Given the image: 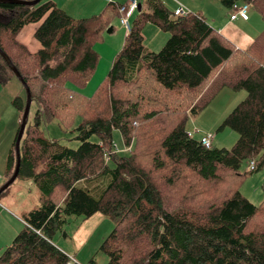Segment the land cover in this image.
Returning <instances> with one entry per match:
<instances>
[{
	"label": "trees",
	"instance_id": "16d2710c",
	"mask_svg": "<svg viewBox=\"0 0 264 264\" xmlns=\"http://www.w3.org/2000/svg\"><path fill=\"white\" fill-rule=\"evenodd\" d=\"M216 1L229 19L234 5L249 3L264 23V0ZM142 7L127 31L120 4L74 19L51 0L35 6L0 0V51L28 91L30 110L35 105L17 177L40 193L0 264H78L53 238L65 233L69 217L95 214L114 223L99 248L106 264H264V228L257 227L264 197L253 205L238 189L243 177L264 167V29L247 49H237L200 14L175 15L159 0ZM118 20L127 32L122 48L84 97L77 90L98 66L95 46ZM39 22L33 37L41 47L31 52L17 35ZM147 24L169 34L157 52L144 45ZM14 76L0 55V83ZM121 87L134 90V103L120 96ZM223 88L246 92L220 126L238 139L228 150L207 149L205 134L196 139L186 124ZM14 104L22 117L25 102L18 97ZM53 120L64 133L75 131L76 149L46 136L44 126ZM15 140L7 178L15 169ZM96 181L93 190L85 185Z\"/></svg>",
	"mask_w": 264,
	"mask_h": 264
},
{
	"label": "rangeland",
	"instance_id": "374dc122",
	"mask_svg": "<svg viewBox=\"0 0 264 264\" xmlns=\"http://www.w3.org/2000/svg\"><path fill=\"white\" fill-rule=\"evenodd\" d=\"M127 2L121 7L126 5ZM203 2L209 3H204L202 5L203 12H197V14L202 15L211 26L218 29L221 28L222 22H228L229 17H225L227 11L222 8L218 1L203 0ZM182 6L179 8L184 9L186 12H191L188 6L183 4ZM259 16L262 20L261 15ZM115 26L119 28L116 33L118 37L112 38L106 31L103 36L104 40L95 46V51L99 56L98 66L85 86L77 90L84 97H89L93 94L95 88L108 73L115 56L122 48L123 34L126 31L120 25L119 20L115 21ZM144 33L147 35V42L144 45L147 49H154L152 50L153 52L159 51L169 38V36H166L161 42V37L154 36L153 30L145 28ZM225 90L227 91H222L218 97H214V100L209 102L198 114L192 116L186 124L188 131L195 132L193 135L196 139H200L203 134H214L213 149H231L238 139L237 133L228 128L220 129V126L225 117L245 98L246 92ZM118 91L124 100L130 104L134 103L132 98L133 89L121 87ZM240 94V99H236L233 104L232 96L238 97ZM18 97L22 98L23 103L26 101L25 88L16 76L5 84L0 83V184H4L10 179V177L7 178L6 160L9 151L12 149L19 122H21L20 112L14 104L15 99ZM34 109L35 105H32L30 112L33 113ZM44 130L46 136L57 139L58 144L60 143L62 146L76 149L80 144L76 139L75 131L64 133L58 127L56 120L44 126ZM114 138L115 142L119 144L120 139L117 132L114 133ZM240 172L241 174L248 172V167L246 165L241 167ZM98 184V181L85 183L92 190ZM238 189L241 195L253 205H259L264 197V167L243 177ZM39 197L40 193L33 182L30 179L21 177H17L6 191L0 195V254L10 245L19 233V229H22L19 227L24 226L23 219L28 212L39 206ZM201 204L203 205V202ZM257 227L264 228V221H259ZM113 229L114 223L101 214L94 215L88 219L71 216L67 219V223L64 226L66 236H62L61 233L56 234L53 238V244L60 250L62 249L61 251L64 253H67L70 258L74 257L78 264H87L91 259H94L97 264H106L107 257L103 252H100L99 248Z\"/></svg>",
	"mask_w": 264,
	"mask_h": 264
},
{
	"label": "crops",
	"instance_id": "0c3cea01",
	"mask_svg": "<svg viewBox=\"0 0 264 264\" xmlns=\"http://www.w3.org/2000/svg\"><path fill=\"white\" fill-rule=\"evenodd\" d=\"M51 1L55 4V6H57L69 17H72L74 19H82L99 14L109 3L123 5L128 0H51ZM159 1L163 2L172 11H175L177 8L181 7L182 4L186 5L188 6L189 10L193 13L203 12L202 5L204 3H209V2H203V0H159ZM137 2L138 5H140L139 8L140 10L141 8H143L142 3L145 2V0H137ZM136 10L138 11V8ZM259 15L260 14L252 8L249 11L248 18L246 20L236 19L234 21H231L230 19H228V22L226 23L222 22L221 28H218L217 31H219L220 35H222L225 39H227L231 44H233L238 49H246L251 45L254 39L257 38V36L259 35L260 31L263 28V21L261 20ZM225 17H229L228 11L226 12ZM39 24L40 22L36 24L24 26L23 29L20 31V33L17 35L18 41L22 43L31 52H35L41 47L33 37V34L38 28ZM110 28L111 31L109 32V34L112 36V38L118 37L116 33L118 32L119 28L115 26V22L111 25ZM145 28L153 30L154 36L161 37V42L162 39L164 40L166 36H168V34L161 32L157 27H155L152 24H147L144 27V29ZM144 29L142 34H143V42L145 43L147 42V37H146L147 35L144 33ZM126 34L127 32L123 34V38ZM152 50L154 49H151V51ZM225 89L228 88L221 89L218 92V94L215 96V98L218 97V95H220L222 91H227ZM228 91H232V90L229 89ZM240 97L241 94L238 97L232 96L233 104L235 100L236 99L239 100ZM19 228H23V225L22 227ZM61 234L62 236H66V233H61ZM72 258L74 259V257Z\"/></svg>",
	"mask_w": 264,
	"mask_h": 264
},
{
	"label": "water",
	"instance_id": "95a60500",
	"mask_svg": "<svg viewBox=\"0 0 264 264\" xmlns=\"http://www.w3.org/2000/svg\"><path fill=\"white\" fill-rule=\"evenodd\" d=\"M41 0H34V1H30V2H24V1H20V0H11V2L16 3V4H20V5H28V6H35L37 5ZM138 10L140 8V5H138ZM110 29L107 30V32H110ZM0 55L5 59V61L7 62V65L9 66V68L11 69V71L14 73V75L16 76V78H18L20 80V76L18 74V72L16 71V69L14 68V66L10 63V61L7 59V57L5 56V54L0 51ZM26 91V101H25V108L21 117V124L18 130V134L16 136V140H15V157H16V164H15V169L13 171L12 176L10 177V179L8 181H6L4 184H2L0 186V193L3 192L4 190H6L9 185H11L15 179L18 176V171H19V164H20V142L22 139V135L24 133V129L27 123V119H28V115H29V111H30V105H31V98L30 95L28 93V91L25 89Z\"/></svg>",
	"mask_w": 264,
	"mask_h": 264
},
{
	"label": "built area",
	"instance_id": "2783aa9c",
	"mask_svg": "<svg viewBox=\"0 0 264 264\" xmlns=\"http://www.w3.org/2000/svg\"><path fill=\"white\" fill-rule=\"evenodd\" d=\"M138 7L137 0H129L126 5L120 8V13L123 14L121 19V25L128 31L129 30V18L136 11ZM252 5L249 3L243 5H234L232 9V14L230 16V20H236L240 18L242 20H246L248 13L251 9ZM185 12L184 9L179 8L176 9L175 15H181ZM214 140V134L209 133L205 134V136L201 139L202 146L209 149L212 148V142ZM254 168V164H251L250 170Z\"/></svg>",
	"mask_w": 264,
	"mask_h": 264
}]
</instances>
